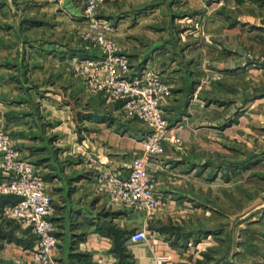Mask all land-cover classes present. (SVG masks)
Instances as JSON below:
<instances>
[{"label":"rangeland","instance_id":"obj_1","mask_svg":"<svg viewBox=\"0 0 264 264\" xmlns=\"http://www.w3.org/2000/svg\"><path fill=\"white\" fill-rule=\"evenodd\" d=\"M89 7L90 0H0V128L22 159L45 176L33 156H38L33 148L44 129L54 135L55 125L71 123L84 135L81 111L109 113L122 104L94 89L90 81L95 73L81 66L86 57L100 60L108 53L100 38L126 53L132 69L154 41L168 44L165 63H175L183 74L197 71L201 80L173 84L157 69L147 68L172 89L163 102L171 139L155 158L171 151L195 163L193 194L207 213L213 212L206 221L217 226V264L227 263L231 248L229 264H264V112L253 105L252 113L240 114L227 127L229 118L217 108V0H104L93 14ZM105 20L107 28L101 24ZM260 58L264 61V55ZM260 83L264 87V77ZM184 91L197 98L191 116L182 113ZM122 113L123 121L147 127ZM189 124L200 128L186 143L180 130ZM11 220L6 228L16 241L7 251L0 244V257L7 252L14 264H21L28 254L30 264H41L33 255L38 241L31 228Z\"/></svg>","mask_w":264,"mask_h":264},{"label":"crops","instance_id":"obj_2","mask_svg":"<svg viewBox=\"0 0 264 264\" xmlns=\"http://www.w3.org/2000/svg\"><path fill=\"white\" fill-rule=\"evenodd\" d=\"M168 46L156 40L148 47L149 52L141 51L140 63H133V74L155 68L169 83L200 82L197 71L183 74L175 63H165ZM263 55L264 0H217V108L229 118L227 127L234 126L240 114L252 113L253 105L259 106L256 112H264V87L260 83L264 77ZM184 92L182 113L191 116L197 98L193 92ZM108 112L81 111V121L87 126L84 135L78 134L71 123L57 129L55 125L54 135L48 129L41 133L38 148L28 145L34 147L33 151L38 149V156H33L45 174L55 207L52 218L61 243L53 263L217 264V226L208 224L206 217L213 212L207 213L206 205L193 194L192 181L198 177L192 175L195 163L191 159L171 151L166 157L153 159L152 172L158 177L156 191L167 199L165 207L150 211L110 203L97 176L102 171L128 174L133 159L143 152L142 137L149 129L119 118L122 104ZM199 128L189 124L180 130L186 143ZM63 151L67 152L62 155ZM27 152L31 155L30 150ZM2 172L0 168V175ZM1 207L0 244L7 251L16 240L6 228L13 221L2 216ZM143 228L148 231L147 241L128 240L135 230ZM231 250L226 264L233 261ZM6 254L0 257V264H14V256ZM24 256L21 264H30V256Z\"/></svg>","mask_w":264,"mask_h":264},{"label":"built area","instance_id":"obj_3","mask_svg":"<svg viewBox=\"0 0 264 264\" xmlns=\"http://www.w3.org/2000/svg\"><path fill=\"white\" fill-rule=\"evenodd\" d=\"M104 0H90L89 12ZM105 28L108 22L101 23ZM101 43L108 49L102 58L86 57L81 66L95 73L91 85L103 91L109 99L122 101L126 118L143 120L148 132L143 139V152L136 156L128 174L102 171L98 176L99 187L109 196L110 203L127 209L156 210L168 204L156 191L158 177L152 172L153 159L165 150V142L171 139L169 121L163 102L172 95L168 83L156 72L143 69L133 74L131 60L126 53L113 50L110 41ZM0 196L17 195L19 199L1 207L3 217L18 221L31 228L37 237L38 248L33 255L41 264H51L60 250L57 224L52 218L54 205L47 189L45 176L33 163L22 159L7 132L0 128ZM134 243L148 240L146 228L135 230L129 237Z\"/></svg>","mask_w":264,"mask_h":264},{"label":"trees","instance_id":"obj_4","mask_svg":"<svg viewBox=\"0 0 264 264\" xmlns=\"http://www.w3.org/2000/svg\"><path fill=\"white\" fill-rule=\"evenodd\" d=\"M18 199H19V197L16 196V195H2V196H0V205L1 206H4V205H6L8 203H14ZM112 230L114 232H116V229L115 228H113Z\"/></svg>","mask_w":264,"mask_h":264}]
</instances>
